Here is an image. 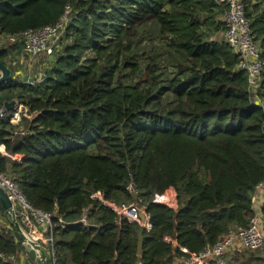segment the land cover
Instances as JSON below:
<instances>
[{
    "label": "trees",
    "instance_id": "1",
    "mask_svg": "<svg viewBox=\"0 0 264 264\" xmlns=\"http://www.w3.org/2000/svg\"><path fill=\"white\" fill-rule=\"evenodd\" d=\"M243 4L264 64V0ZM68 8L46 81L0 86V107L18 101L28 108L18 125L0 123L7 154L0 153V174L34 210L52 214L47 235L56 264H170L246 228L264 186V68L253 93L239 57L220 38L228 7L214 0H0V36L54 25ZM13 55L0 50V62ZM130 181L153 223L142 255L140 226L119 222L90 198L100 191L129 202ZM169 193L176 210L153 202ZM85 208L88 227L79 223ZM2 219L9 229L0 227V264H12L25 249L0 206ZM228 264H264V256L236 253Z\"/></svg>",
    "mask_w": 264,
    "mask_h": 264
},
{
    "label": "built area",
    "instance_id": "2",
    "mask_svg": "<svg viewBox=\"0 0 264 264\" xmlns=\"http://www.w3.org/2000/svg\"><path fill=\"white\" fill-rule=\"evenodd\" d=\"M218 4H224L228 7V12L224 17V22L227 25V31L224 34V40L233 49L234 53L239 57L240 63L238 69L248 74L251 83L252 92H257L258 83L262 74L264 64L261 60V51L254 42L252 36L251 22L249 21L243 0H214ZM71 9L68 8L65 16L56 24L47 26L40 30H29L17 38H10L12 42H19L23 45L25 56L31 59L32 63L38 62V67L41 69L42 60L48 65L50 58H54L57 54L62 40L67 32L69 24V13ZM60 42V44H59ZM59 44V48H58ZM46 70V69H45ZM2 74L0 72V79ZM47 79L45 71L33 72L28 76L27 82L24 83L30 86L43 84ZM15 82V81H14ZM0 107V123L2 120L9 119L13 125H18L23 117L28 116V108L14 101ZM0 153L5 155L4 147H0ZM20 160V158L14 157ZM0 188H2L9 196L13 203L14 218L20 221L25 229H22L25 235L40 246L44 238L39 237V228L52 227L53 216L50 213L34 210L22 192L17 183L9 176L0 174ZM264 186L258 187L263 190ZM126 192L131 197L130 202H114L106 198L103 192H94L90 198L93 202H97L102 206L110 209L117 215L118 221H128L129 223L137 224L144 229L145 232L150 233L153 229L151 216L147 210V204L140 198V191L133 181H130L126 187ZM153 202L155 204L165 205L172 209H178V201L176 196L172 194L156 195ZM90 209L85 208L79 223L84 226H90ZM263 217L256 215L253 217L246 228H240L232 231L221 238L214 246H209L200 254H191L186 252V255L176 258L170 264H227V255L241 244L245 250L249 252L264 251V231L261 227ZM59 224L64 227L63 221L60 219ZM168 242H173L166 239ZM48 249V254L51 258V263L56 264V254L54 251V240L50 236L44 241ZM12 264H18L16 258L12 257ZM137 264H143L139 261Z\"/></svg>",
    "mask_w": 264,
    "mask_h": 264
},
{
    "label": "crops",
    "instance_id": "3",
    "mask_svg": "<svg viewBox=\"0 0 264 264\" xmlns=\"http://www.w3.org/2000/svg\"><path fill=\"white\" fill-rule=\"evenodd\" d=\"M3 38H5L4 40H8V42H12L11 40H9L10 38L4 37V36H0V41ZM12 44H14V45H11V44L3 45V46L0 45V50L6 49V50H9L10 52H12L14 54L13 57L10 56V58L6 62H3V63H5L8 66V68L10 69L12 77H13L12 78L13 82L14 81L15 82L16 81L17 82H27L28 76L30 74H32L33 72H36L38 70V64H37V62H36V64L32 63L31 59L28 58L27 56H25L24 50H23V45L19 42V40L16 42H12ZM15 44H18V45H15ZM49 60L53 61V58H50L47 61H49ZM42 63H44V64L42 65L41 68L43 71H45V69H47L49 67V65L45 64V60H42ZM263 204H264V189L256 192L255 199H254V210L256 212V215L261 216V217H262L261 208H262ZM18 223H19V221H18ZM0 227H1V229H9V224L5 219H2ZM261 227H262V230L264 231V218L261 221ZM47 234H49V227L39 228V237L46 239V238H48ZM44 239L42 241H44ZM23 241L24 240L22 239V245H23ZM42 241H41V243H43L42 245H44V247L47 248L46 243L42 242ZM174 244H175V246H177L176 242H174ZM47 251H48V249H47ZM242 252H247V250H245V248L241 244H238L237 247H235L233 250H231L230 253L227 255V262L236 253H242ZM258 252H261L264 256V251H258ZM16 262L18 264H36L28 256V254L26 253L25 250H24V252H21L16 257Z\"/></svg>",
    "mask_w": 264,
    "mask_h": 264
},
{
    "label": "water",
    "instance_id": "4",
    "mask_svg": "<svg viewBox=\"0 0 264 264\" xmlns=\"http://www.w3.org/2000/svg\"><path fill=\"white\" fill-rule=\"evenodd\" d=\"M0 71L2 74V77L0 79V86L6 84L9 81H12V74L8 66L0 62ZM13 102H11L9 105H12ZM0 206L2 209L10 216L12 223L14 224L16 230L22 237L23 241V247L28 254V256L36 263V264H52L51 258L48 254L47 249L44 246H40L30 240L25 233L23 232L22 228L20 227V224L18 221L14 218V209H13V203L10 201L9 196L7 193L0 188ZM204 214H202L199 218V223L202 221ZM144 229L140 227L139 235H138V253L139 255L143 254V244H144Z\"/></svg>",
    "mask_w": 264,
    "mask_h": 264
},
{
    "label": "rangeland",
    "instance_id": "5",
    "mask_svg": "<svg viewBox=\"0 0 264 264\" xmlns=\"http://www.w3.org/2000/svg\"><path fill=\"white\" fill-rule=\"evenodd\" d=\"M225 34V33H224ZM224 34H221L220 36V38L221 39H224ZM223 36V37H222ZM5 38H3L1 41H0V45L1 46H3V45H9V44H11V45H14V44H12V43H10V42H8V40H4ZM59 44H60V42H59ZM59 44H58V48H59ZM60 48H61V45H60ZM59 48V49H60ZM40 62V60L37 62V63H39ZM42 70V68L40 69L39 67H38V70L36 71V73L37 72H39V71H41ZM19 224H20V227L22 228V229H25L24 228V226H22V224H21V222L19 221Z\"/></svg>",
    "mask_w": 264,
    "mask_h": 264
}]
</instances>
